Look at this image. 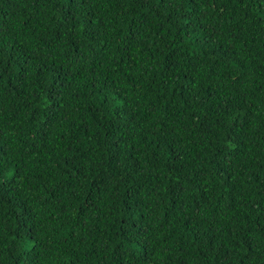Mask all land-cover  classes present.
I'll use <instances>...</instances> for the list:
<instances>
[{
    "label": "trees",
    "instance_id": "trees-1",
    "mask_svg": "<svg viewBox=\"0 0 264 264\" xmlns=\"http://www.w3.org/2000/svg\"><path fill=\"white\" fill-rule=\"evenodd\" d=\"M0 264H264V0H0Z\"/></svg>",
    "mask_w": 264,
    "mask_h": 264
}]
</instances>
